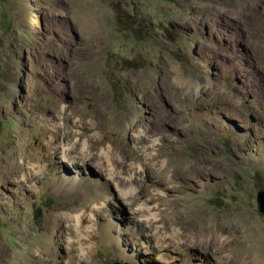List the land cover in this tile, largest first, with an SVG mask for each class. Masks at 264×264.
I'll list each match as a JSON object with an SVG mask.
<instances>
[{"label":"rangeland","instance_id":"obj_1","mask_svg":"<svg viewBox=\"0 0 264 264\" xmlns=\"http://www.w3.org/2000/svg\"><path fill=\"white\" fill-rule=\"evenodd\" d=\"M260 191L264 0H0V264H264Z\"/></svg>","mask_w":264,"mask_h":264},{"label":"bare ground","instance_id":"obj_2","mask_svg":"<svg viewBox=\"0 0 264 264\" xmlns=\"http://www.w3.org/2000/svg\"><path fill=\"white\" fill-rule=\"evenodd\" d=\"M136 78V77H135ZM87 84V83H86ZM92 84V83H91ZM94 84V83H93ZM85 85V84H84ZM129 85V84H128ZM86 86V85H85ZM90 86V85H89ZM94 86V85H93ZM87 88V87H86ZM93 89V88H92ZM95 89V88H94ZM87 95V94H86ZM81 96V95H80ZM73 111V110H72ZM71 113V112H70ZM92 113V112H91ZM94 114V113H93ZM92 114V115H93ZM65 116V115H64ZM82 119V118H81ZM96 122H97V120H96ZM77 125V124H76ZM93 125V124H92ZM98 125V124H97ZM82 126V125H81ZM110 126V125H109ZM83 127V126H82ZM88 127V126H87ZM157 128V127H156ZM52 129V128H51ZM53 130H54V128H53ZM87 130V129H86ZM56 131V130H55ZM100 131V130H99ZM82 132V131H81ZM87 132V131H86ZM89 132V131H88ZM101 132V131H100ZM120 132V131H119ZM133 132V131H132ZM140 132V131H139ZM138 132V133H139ZM145 132V131H144ZM83 134V133H82ZM100 134V133H99ZM105 134V133H104ZM150 134V133H149ZM106 135V134H105ZM142 135V134H141ZM140 135V136H141ZM96 136V135H95ZM72 137V136H71ZM81 137V136H80ZM102 137V136H101ZM100 138V137H99ZM118 138V137H117ZM140 138V137H139ZM138 137H137V139L140 141V139H139ZM93 139V138H92ZM132 139H133V137H132ZM158 139V138H157ZM97 141V140H96ZM80 142V141H79ZM86 142V141H85ZM98 142V141H97ZM60 143V142H59ZM68 143V142H67ZM53 144V143H52ZM56 144V143H55ZM84 144V143H83ZM88 144V143H87ZM96 144V143H95ZM61 145V144H60ZM89 145V144H88ZM111 145V144H110ZM84 146V145H83ZM94 146V145H93ZM71 147V146H70ZM65 148V147H64ZM68 148V147H67ZM77 148V147H76ZM79 148V147H78ZM105 148V147H104ZM103 148V149H104ZM85 149V148H84ZM83 149V150H84ZM92 149H93V147H92ZM91 149V150H92ZM96 149V148H95ZM64 150V149H63ZM88 150V149H87ZM103 151V150H102ZM108 152V151H107ZM110 152H111V150H110ZM68 153H70V151H68L67 152V154H66V156L68 155ZM93 153V152H92ZM106 153V152H105ZM84 154V153H83ZM110 154V153H109ZM109 154H105L107 157H108V155ZM113 154V153H112ZM73 155V154H72ZM85 155H86V153H85ZM101 155V154H100ZM63 156H64V153H63ZM78 156H79V154H78ZM146 156V155H145ZM73 157V156H72ZM149 157V156H148ZM67 158V157H66ZM117 158V157H116ZM68 159V158H67ZM119 159V158H118ZM121 159V158H120ZM144 159H146V158H144ZM85 160H87V159H85ZM109 160H110V157H109ZM77 161V160H76ZM122 161V160H121ZM148 161V160H147ZM74 162V161H73ZM83 162V161H82ZM111 162V161H110ZM164 162H165V160H164ZM178 162V161H177ZM109 163V162H108ZM111 164H113V163H111ZM118 164V163H117ZM104 165V164H103ZM122 165V164H121ZM120 165V166H121ZM99 167V166H98ZM102 167V166H101ZM118 167V166H117ZM120 168V167H119ZM123 168V167H122ZM121 168V169H122ZM196 168V167H195ZM201 169V168H200ZM124 170H126V171H128L129 169H124ZM123 171V170H122ZM35 172V171H34ZM36 173V172H35ZM140 173V172H139ZM111 177V176H110ZM109 176H108V178H110ZM113 178V177H112ZM132 179V178H131ZM130 180V179H129ZM184 180V179H183ZM120 181V180H119ZM188 181V180H187ZM158 182V181H157ZM116 183V182H115ZM80 186H82V185H80ZM163 186V185H162ZM181 187V186H180ZM167 190V189H166ZM174 191V190H173ZM134 196V194L133 193H131V192H124V193H122V197H124L125 199L126 198H130V197H133ZM146 197V196H145ZM142 198V197H141ZM86 199V198H85ZM144 199V198H143ZM219 228V227H218ZM75 230V229H74ZM76 231H78V228L76 227ZM175 233V232H174ZM173 233V235H174V237H176V234H174ZM210 240V239H209ZM73 244V243H72ZM84 249V248H83ZM84 255V254H83Z\"/></svg>","mask_w":264,"mask_h":264},{"label":"water","instance_id":"obj_3","mask_svg":"<svg viewBox=\"0 0 264 264\" xmlns=\"http://www.w3.org/2000/svg\"><path fill=\"white\" fill-rule=\"evenodd\" d=\"M257 203H258L259 211L264 214V191H260L257 194Z\"/></svg>","mask_w":264,"mask_h":264}]
</instances>
